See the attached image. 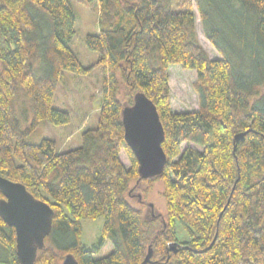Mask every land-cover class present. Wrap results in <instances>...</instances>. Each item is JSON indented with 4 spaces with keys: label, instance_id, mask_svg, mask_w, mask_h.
Returning <instances> with one entry per match:
<instances>
[{
    "label": "trees",
    "instance_id": "trees-1",
    "mask_svg": "<svg viewBox=\"0 0 264 264\" xmlns=\"http://www.w3.org/2000/svg\"><path fill=\"white\" fill-rule=\"evenodd\" d=\"M71 1L98 6V30L85 42L102 67L103 105L95 131L59 151L51 138H28L41 123L69 122L54 106L56 84L64 71L90 69L70 48ZM195 4L218 58L197 42L195 14L172 10L167 0H0V176L53 210L35 264H62L67 255L78 264H142L149 248L147 264H264V0ZM169 65L196 72V111H172ZM118 81L127 106L143 93L156 107L166 155L160 176L139 180ZM132 182L144 194L162 182L164 219L148 221L128 201ZM100 217L99 239L85 245L81 222ZM177 224L187 240L178 239ZM107 243L111 253L98 256ZM0 264H18L15 231L1 218Z\"/></svg>",
    "mask_w": 264,
    "mask_h": 264
},
{
    "label": "rangeland",
    "instance_id": "rangeland-1",
    "mask_svg": "<svg viewBox=\"0 0 264 264\" xmlns=\"http://www.w3.org/2000/svg\"><path fill=\"white\" fill-rule=\"evenodd\" d=\"M167 2L172 10L192 11L195 14L197 42L210 58L220 57L204 36L195 0H167ZM71 5L75 14V36L70 43V48L81 64L90 69L86 74L81 75L64 71L56 84L54 106L68 112L69 122L62 126H55L46 122L41 123L28 138L31 143H39L44 137L51 138L55 141L59 151L77 148L81 145L83 134L95 131L103 105L102 67L98 64V54L90 51L85 42L86 35L95 34L98 30V6L95 4L81 6L74 1H71ZM168 74L172 111L176 113L196 111L198 109V96L192 86L197 79L196 72L185 70L181 66L169 65ZM118 85L117 98L123 107H127L126 102H128L129 97L126 94L128 92L120 81H118ZM26 106L25 100L19 101L17 111L18 115L22 116V120H24L23 111ZM27 116L30 119L31 115L28 114ZM186 146L183 144L182 150ZM194 148L197 147L194 146ZM120 159L128 168L129 160L123 151H121ZM134 185H136L134 182L130 184L131 192L127 196L128 201L135 208L142 210L144 219L150 221L156 216H161L164 219L165 203L162 197V182H157L152 191L145 194L143 193L145 186L142 185L133 189ZM103 223L102 217L81 222L82 242L85 245L96 243L101 235ZM176 231L180 241L188 239L186 231L180 224H177ZM111 251L112 245L107 243L98 256H106Z\"/></svg>",
    "mask_w": 264,
    "mask_h": 264
},
{
    "label": "water",
    "instance_id": "water-1",
    "mask_svg": "<svg viewBox=\"0 0 264 264\" xmlns=\"http://www.w3.org/2000/svg\"><path fill=\"white\" fill-rule=\"evenodd\" d=\"M124 139L138 164L139 180L160 176L166 164L162 149L164 130L156 107L143 94L136 93L131 106L123 107L121 114ZM244 133L235 136L243 139ZM0 218L14 229L18 264H35L37 252L44 247V240L52 229V208L34 198L21 183L0 176ZM176 243L168 250L176 252ZM151 249L142 264L150 262ZM62 264H78L67 255Z\"/></svg>",
    "mask_w": 264,
    "mask_h": 264
},
{
    "label": "crops",
    "instance_id": "crops-1",
    "mask_svg": "<svg viewBox=\"0 0 264 264\" xmlns=\"http://www.w3.org/2000/svg\"><path fill=\"white\" fill-rule=\"evenodd\" d=\"M121 154V153H120ZM121 161H122V159H120ZM122 163H123V161H122ZM124 164V163H123ZM125 165V164H124Z\"/></svg>",
    "mask_w": 264,
    "mask_h": 264
}]
</instances>
